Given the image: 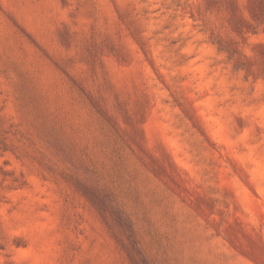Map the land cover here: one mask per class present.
I'll return each mask as SVG.
<instances>
[{"label":"rangeland","instance_id":"1","mask_svg":"<svg viewBox=\"0 0 264 264\" xmlns=\"http://www.w3.org/2000/svg\"><path fill=\"white\" fill-rule=\"evenodd\" d=\"M0 264H264V0H0Z\"/></svg>","mask_w":264,"mask_h":264}]
</instances>
